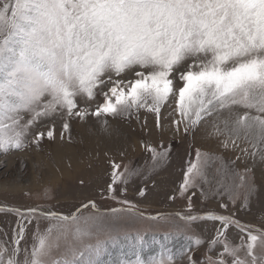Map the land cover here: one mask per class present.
<instances>
[{
    "label": "snow or ice",
    "instance_id": "obj_1",
    "mask_svg": "<svg viewBox=\"0 0 264 264\" xmlns=\"http://www.w3.org/2000/svg\"><path fill=\"white\" fill-rule=\"evenodd\" d=\"M171 103L174 137L207 124L209 138L238 153L226 163L195 150L168 197L186 200L184 212L145 216L125 198L133 178L146 181L167 162L170 144L141 142L151 155L147 174L105 152L109 179L100 197L120 206L102 211L89 200L68 214L0 206L16 217L10 234L0 232V264H112L104 259L112 248L121 250L117 264H175L167 245L177 238L186 241V264H264V215L259 227L240 219L259 191L254 169L264 165V0H0V154L66 134L70 142L73 120L94 118L109 132L108 118L139 122L144 111L161 129V110ZM141 127L148 131L147 119ZM194 197L215 199L216 208L197 211ZM144 220L171 230L161 241L137 227ZM193 222L211 231L201 236ZM153 244L160 251L143 258ZM201 248L199 262L193 253Z\"/></svg>",
    "mask_w": 264,
    "mask_h": 264
},
{
    "label": "rangeland",
    "instance_id": "obj_2",
    "mask_svg": "<svg viewBox=\"0 0 264 264\" xmlns=\"http://www.w3.org/2000/svg\"><path fill=\"white\" fill-rule=\"evenodd\" d=\"M174 107V103H171L162 108L164 127L161 129L155 127L154 115L144 111L140 113L139 122L122 117L108 118L111 135L103 131L100 123L94 118L86 123L73 120L70 122V142L66 134L63 141L59 138L55 142L45 139L41 142L39 149L30 147L25 151H12L7 155L0 154V206L24 209L44 205L47 209L61 214L75 211L81 203H87L89 200H94L102 211L119 207L120 205L113 200L100 197L109 179L106 175L109 167L104 153L107 152L117 163L128 164L131 168H142L147 174V169L151 165V155L140 144L148 142L158 149L161 144L164 146L170 144L171 151L168 160L148 180L145 181L142 177L133 178L127 185L125 198L135 204L145 216L184 212L186 200L179 197L170 200L168 197L178 189L183 180V171L187 167V162L195 159V150L199 148L202 152L222 156L226 163L235 159L238 153L225 151L215 138H209L207 124L202 125L194 136H185L181 132L174 137L171 117L168 115ZM145 119H147L148 131L141 127ZM241 147H244L243 143ZM121 151L125 152L124 156L120 155ZM236 167L242 169L244 164L237 162ZM215 168L216 164H210L207 170L208 178L213 181V185L215 179L218 178ZM254 173L259 191L252 198L251 211L241 213L240 219L259 227L261 226L260 218L264 215V165L258 163ZM81 180L85 182L83 185L80 183ZM203 187L207 190L208 186ZM45 188L49 190L47 199L42 198ZM140 188H146V194L143 197L138 195ZM25 193L31 195H25ZM194 203L197 211L216 208L215 199L201 204L199 199L194 197ZM88 211L90 212L91 209L89 208ZM172 219L176 218L172 217ZM15 220L16 217L12 214L0 213V232L10 234L11 228L15 226ZM47 225L48 221L41 220L39 227L43 230ZM137 227L141 230L147 229L149 235L155 233L157 239L161 241H163V233L171 230L168 225L148 220H144ZM190 227L193 232L201 236L211 231V225L204 222H193ZM35 228L36 222L33 221L29 226V242H31V232ZM232 235L234 237L235 232ZM185 244L186 241L183 238H177L167 245L172 249L175 264H186V257L183 253ZM110 251L111 256H105L104 259L117 264L121 250L112 248ZM127 251L124 249L125 253ZM158 251H160L159 246L153 244L142 252V257L146 259ZM203 251L204 249L201 248L200 251L193 253L199 262L205 259L202 255ZM124 258L133 257L125 255Z\"/></svg>",
    "mask_w": 264,
    "mask_h": 264
}]
</instances>
